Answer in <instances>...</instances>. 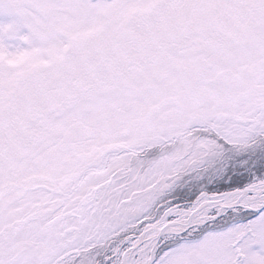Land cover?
Returning <instances> with one entry per match:
<instances>
[{
	"label": "snow or ice",
	"instance_id": "snow-or-ice-1",
	"mask_svg": "<svg viewBox=\"0 0 264 264\" xmlns=\"http://www.w3.org/2000/svg\"><path fill=\"white\" fill-rule=\"evenodd\" d=\"M0 264H264V0H0Z\"/></svg>",
	"mask_w": 264,
	"mask_h": 264
}]
</instances>
